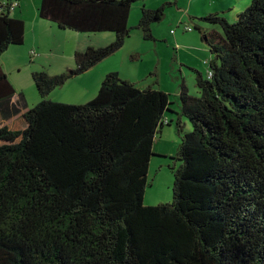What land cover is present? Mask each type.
I'll return each instance as SVG.
<instances>
[{
	"label": "trees",
	"instance_id": "16d2710c",
	"mask_svg": "<svg viewBox=\"0 0 264 264\" xmlns=\"http://www.w3.org/2000/svg\"><path fill=\"white\" fill-rule=\"evenodd\" d=\"M135 2L41 0V20L114 41L76 53L61 74L32 73L41 101L31 109L0 64V119L25 120L0 128V264H264V0L232 23L193 18L213 58L207 74L191 69L197 96L181 78L180 112L120 73L86 104L48 99L124 48ZM15 3H0V57L25 44ZM172 5L142 8L144 41H157L152 26ZM174 125L177 156L156 155L160 129ZM154 160L169 161L173 200L147 207Z\"/></svg>",
	"mask_w": 264,
	"mask_h": 264
},
{
	"label": "rangeland",
	"instance_id": "374dc122",
	"mask_svg": "<svg viewBox=\"0 0 264 264\" xmlns=\"http://www.w3.org/2000/svg\"><path fill=\"white\" fill-rule=\"evenodd\" d=\"M4 1L5 0H2L1 2ZM24 1V3L26 5L28 4L29 9L32 11V9H34L32 0ZM34 1L38 2V0ZM250 2L251 0H136L133 4L129 18V28L132 30V35L126 41L124 45L126 47L125 49L131 45L133 48L149 47L146 48V50L144 49L143 52H138L141 57L140 62L132 63L139 67H144V70L146 68H151L154 64V60L159 58L157 53L160 54L162 58V66H160L161 76L160 82L155 88L157 90H163L167 95H169L174 109L180 112L178 95L179 87L182 83L181 78L185 80L190 94L197 96L199 94V89L196 84V74L191 69H197L202 73L207 74L210 65L209 61L213 58L210 49L203 41L202 36L195 30V25L201 23L193 18H201L210 13H219L220 15L225 16L227 20L232 23L236 21L237 16L240 13L246 10V6H249ZM169 3L173 5L166 6L165 17L163 20L152 26L153 34L157 41H144L142 33L137 29L142 8L146 7L149 10H156ZM15 15L19 17L18 11ZM187 27L191 29L190 32L185 31ZM29 36L31 37L30 32ZM89 37H92L93 39H97L99 37H102V39H114V34H90ZM27 42L28 43L26 45L24 44L23 46H20V49L24 51L21 70L16 69L15 65L10 64L8 69L9 71L6 74L15 89L18 92H23L25 94L28 109H31L35 107L38 104H36V102L40 100L36 86L32 80V73L35 71H43L44 69L42 67L45 66L46 62H48L49 56H46V54L41 57L33 56L32 50L36 49L35 47H30V43H32L30 38ZM103 46L104 45L97 48H101ZM10 49H13V47ZM37 54L40 55L38 51ZM117 55L120 56L121 54ZM130 58L131 55L129 56V61L131 62ZM4 59L5 58L1 56L0 63L3 62ZM37 59H41L39 61L41 66L39 63L36 66L33 64V62ZM154 80L156 82L157 79L155 78ZM61 89L62 88L55 90V96L62 93L63 90ZM68 89H70V86L65 88V91L58 97V100L69 96ZM79 98L86 101L90 100L88 98L92 97H89V92L83 91L79 95ZM70 102H73V99H70ZM2 127H8L11 130H21L25 128V120L21 116H17L14 120L9 122H4L0 119V128ZM161 131L164 133V138H160L161 133L157 136V141L154 147L156 155L169 157L168 155L162 154L168 152L169 154H172L170 155V158H175L179 150L178 147L181 144V139L176 132V126L174 125L169 128L168 126H165L160 129V132ZM168 140L170 141V144L168 147H165ZM172 142H175L174 147H172ZM164 163L166 165L167 160H154L152 163V170L148 175V183L150 186H148L145 191L144 206L148 207L157 206L159 204H167L171 203L173 200L174 175L169 167H164L165 171L163 173L155 175V167L159 166L158 164ZM175 164L177 165L178 163L175 162ZM171 165L173 166L174 163L171 162ZM163 193L167 195L169 194V201L161 202L160 197H162Z\"/></svg>",
	"mask_w": 264,
	"mask_h": 264
},
{
	"label": "crops",
	"instance_id": "0c3cea01",
	"mask_svg": "<svg viewBox=\"0 0 264 264\" xmlns=\"http://www.w3.org/2000/svg\"><path fill=\"white\" fill-rule=\"evenodd\" d=\"M1 1L2 0H0V3L4 4V2ZM24 2H25L24 0H18V6L16 7V9L12 11V16L15 19H19L25 22L26 25L25 45L28 43L27 41L30 38V41L32 40V43H30V47H35V49L40 53L39 55L37 54L36 50H32L35 51L36 53L35 56L41 57L44 54H46V56H49L48 62H46L45 66L42 68L48 71L51 75L60 74L67 70L73 69L75 67L74 59L76 53L85 52L88 48H97L102 45L107 46L114 41V39L112 38L102 39V37H99L97 39H93L92 37H89V35L79 34L73 31H62L57 26L48 23L46 21H43L39 18L38 8L40 5V0H38V2L32 0L33 8H34L32 9V11L29 9L28 4L26 5ZM246 7H248V5ZM17 11L19 17L15 15ZM29 32L31 34V37L29 36ZM20 48L21 47H13V49H9L3 55V58L5 59L0 64L2 65L6 73H8L9 71L8 69L10 67V64L15 65L16 69L21 70L22 57L24 55L23 53L24 51ZM125 48L126 47L124 46V49H122L118 53L121 54L120 55L121 57L116 55L103 61L102 63L98 64L96 67H94L87 73L75 78L74 80L68 82L64 87H62L61 90H63L62 91L63 93L65 91V88L70 86V89H68L69 96L67 98H61V100H58V97L62 93L60 95L55 96L56 91H54L49 96L48 99L52 102L63 103V104L65 103L70 105L86 104L90 102V100L92 99L94 100L97 97L98 94L96 93L99 92L105 77L110 73H120L126 79L137 84L139 87L150 86L155 88L156 85L160 82V76H161L160 66H162V58L160 54L157 53L159 58L154 60L153 66H151V68H146L144 70V67L142 68L132 64V62L129 61V56L134 53L143 52L144 49L146 50V48L149 47L133 48L131 45L127 49ZM40 60L41 59H37L35 62H33V64L36 66L39 63V65L41 66V63L39 62ZM210 62L211 60L209 61V64ZM155 78L157 79L156 82L154 80ZM83 91L89 92V97L92 98H88L90 100H86V101L80 99L79 95ZM70 99H73V102H70ZM40 101L41 99L38 102H36V104L37 103L39 104ZM4 122H9V121H4ZM160 138L161 139L164 138V133H162V131ZM169 144L170 141L168 140L166 142L165 147H168ZM174 145L175 142H172V147H174ZM162 154L168 155L169 157L170 155H172L169 154L168 152ZM168 162L169 161H167L166 165L165 163L158 164L159 166L155 167L154 169L155 175H157L158 173H163L165 171L164 167L168 165ZM152 166L153 165H151L150 172L152 170ZM160 199L161 202H167L169 201L170 196L169 194L167 195L163 193Z\"/></svg>",
	"mask_w": 264,
	"mask_h": 264
},
{
	"label": "built area",
	"instance_id": "2783aa9c",
	"mask_svg": "<svg viewBox=\"0 0 264 264\" xmlns=\"http://www.w3.org/2000/svg\"><path fill=\"white\" fill-rule=\"evenodd\" d=\"M17 6H18V3H15V4L13 5V7H12V10L16 9ZM185 31H186V32H190L191 29L187 27V28L185 29ZM32 55H33V56L36 55L35 51H32Z\"/></svg>",
	"mask_w": 264,
	"mask_h": 264
}]
</instances>
